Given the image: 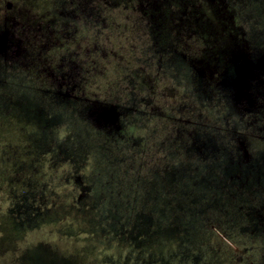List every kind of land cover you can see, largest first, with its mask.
I'll list each match as a JSON object with an SVG mask.
<instances>
[{
    "label": "rangeland",
    "instance_id": "obj_1",
    "mask_svg": "<svg viewBox=\"0 0 264 264\" xmlns=\"http://www.w3.org/2000/svg\"><path fill=\"white\" fill-rule=\"evenodd\" d=\"M5 1L14 9L6 13L0 0V40L8 46L12 42L19 56L6 61L0 53V264H264V150L250 142L251 136H237L258 133L261 123L253 127L233 112H240L236 106L247 107V102L238 105L237 98L249 90H238L230 77L211 71H201L198 77L194 71H169L177 80L184 74L182 82L190 84L180 100L182 92L174 80H158L156 71H138L150 81L152 93L126 90V83L103 92L116 73L101 65L106 71H78L81 57L75 53L81 49L68 45L67 38L80 17L102 26L105 9L98 10L99 2ZM224 3L228 1L216 0L213 7L214 21L223 26L231 19L259 18L239 8L231 18ZM6 15L11 23L3 19ZM262 25L260 34H252L260 40L250 39L243 51L256 78L262 76L258 61L264 66ZM142 31L139 27L130 36L121 31L123 39L133 40L125 46L135 45ZM18 40L25 42L20 45L25 51L17 48ZM55 49L62 59L53 56ZM66 51L69 55L64 56ZM175 57L174 64L182 67L183 59ZM124 75V80L132 78L128 71ZM83 85H89L85 98L96 95L99 103L73 98L84 97ZM257 99L256 109L263 111L259 105L264 102ZM142 100L162 117L170 113L190 123L167 126L156 118L146 123L153 136H146L144 127L136 131L123 144L138 140L135 147L145 148L146 142L152 158L140 168L135 148H130L133 156L130 149L110 152L89 130L106 116L114 122L107 130L115 133L114 126L121 125L125 129L142 111ZM224 103L232 111L225 121L220 110L215 112ZM192 132L195 141L188 139ZM141 150L140 158H147ZM169 150L181 151V162L163 175L145 178ZM106 242L123 246L120 253L110 252L112 261L103 250Z\"/></svg>",
    "mask_w": 264,
    "mask_h": 264
},
{
    "label": "flooded vegetation",
    "instance_id": "obj_2",
    "mask_svg": "<svg viewBox=\"0 0 264 264\" xmlns=\"http://www.w3.org/2000/svg\"><path fill=\"white\" fill-rule=\"evenodd\" d=\"M227 1L228 4L224 3V6H227L225 7V12H228L231 18L234 16L233 12L235 13L237 11L236 8H239V11L246 12L248 15L249 13H255L257 17H259L258 19L256 18L258 21L231 19L227 22L228 25L223 26V24L218 23L217 20L214 21L215 15L213 13V7L216 0H96V2H99L98 10L102 7V10L105 9L103 12L104 17L102 15L100 20L102 26L97 25V21L91 20V18L80 17L79 25L75 26L76 29L74 28V30L69 33L70 35L68 34L67 36L70 40L68 45L70 43H75V48L81 49V52L75 53L76 57H81L79 61L80 66L77 67L79 69L78 71H85L86 73L89 71H106L105 69H99L101 65L107 67V71H114L116 73L115 78L109 85H103V92H105L106 88L109 89V87H111L113 91V88H118L121 83H126L127 85L125 86L122 84L124 88L126 87V90L130 91V89H132L136 91V93L146 90L152 93L150 90L152 88V85L149 84L150 81L147 82V79H144V75L139 74L138 71H156V78L159 76L160 78L168 77L174 80V83L178 86L180 92H182V95L179 96L180 100L186 98L184 88L190 84H188L187 81V84L182 82L185 78L184 74L177 80L173 74L170 75L168 73L169 71H178V73H180V71H194L193 73L197 77L201 75V71H204V74L206 71H211V73L216 74L218 77H230L234 82H243V78H248L245 89L249 91L245 93L242 99L237 98L238 105L243 102L241 105L244 106V103L247 102L245 104L247 107L236 106V110L240 112H233L244 117L249 125L253 126L255 123H261V126L258 125V133L253 132V135L249 134L245 135V137L243 134L238 133L237 136H239L240 139L251 136L250 142L254 140L257 142V147L264 150V105H259L263 111L259 112L256 109L257 98H261L264 102V66L262 61L259 60L256 69L262 73H260L262 76L256 78L254 74L256 70L243 58V51L247 48V44L250 43V39L254 38L260 40L258 35L254 37L252 34L256 32L260 34V30L263 27L262 23H264V20H261L260 17L264 19V0ZM2 2L6 13H10V11L14 9L13 4L5 0H2ZM226 8L228 9L226 10ZM90 9L93 10L94 6H91ZM197 12L200 13V19L197 17ZM202 12H209L210 14L208 15ZM212 16L214 17L213 20L212 18L208 19ZM117 17L118 19H116ZM3 19L8 21V23L12 21V17L9 15H6ZM185 22H193L194 26L185 25ZM103 24L105 26H103ZM14 26L15 24L12 26L10 25L11 28ZM139 27L143 29L142 36L140 35L138 38L139 40H137L138 42L134 40L135 45L132 44V46L128 45L126 47L125 44L127 42L132 43L133 40L129 39L130 41H128V39H123L121 31L130 36L129 32L134 30L136 32ZM192 27L195 28V30H192ZM171 30L174 31V36H171ZM87 32L89 35H87ZM257 40L254 42H258ZM18 43L17 48L25 51V48L20 46L25 42L18 40ZM0 44H3L0 53H2L1 55L4 60L10 61L11 58H18L19 53L17 51H12V42L8 46L6 45V41L2 39L0 40ZM158 45H160V47L155 49ZM52 54L56 59L60 57V59H62V55L57 49L52 50ZM160 54L161 56L159 57ZM67 55H69V52L66 51L64 56ZM175 56L183 59L182 67H180L179 63L174 64L173 61L176 58ZM91 57L96 60H91ZM89 58L90 62L88 60ZM169 58H172V61H170ZM114 59H118V62H115ZM70 62L74 64L73 61ZM92 64H94V66H91ZM20 65L22 66V64ZM137 65L143 66L137 67ZM174 65H176V67H174ZM26 66L25 64L23 68L25 69ZM51 71L62 70L51 69ZM126 71L130 74L132 73V78L129 80H124V76L126 75H124V73ZM94 78L103 79V76H95ZM88 86L83 85L82 96L85 95L84 89L88 88ZM260 89L263 90L260 92ZM162 90L164 91L165 88ZM169 95L171 96L170 93ZM80 97L73 96V98L80 101L84 100L86 102L99 103V100L95 99L97 97L96 95H93V98H85V96L82 98ZM147 97L149 98L148 95ZM141 102H144V100ZM144 103L145 104H140L142 105L140 107L143 109L141 112L137 111L136 120H131L127 125H124V127L126 126L125 129L123 125L114 126L115 133H113L107 130V128H110L114 124L113 119L106 118V116L103 120L99 121L98 125H95V128L89 130L91 133L99 136L95 141H102L109 147L117 145L120 148L116 149V151L121 152L128 147L123 143L127 142L128 139L130 140V138L132 139L133 134L141 128H146V136H153L155 131L148 127L146 123H151L152 120L156 118L167 126L174 124V122L190 123V121L176 120L170 113L162 117L161 114L159 115L158 112H155L156 110L154 107L147 106L148 100ZM219 106L220 109H216L215 112L219 113L218 110H220L221 112L219 114H221V120L223 119L225 121L226 116H230L229 112L232 113V111H230L231 106L225 103ZM179 107L185 108V105L180 104ZM148 108L150 111H147ZM226 113H228V115H226ZM142 120L143 122L138 124V122ZM256 124L253 127H255ZM133 127H135V130H133ZM90 132H88V134ZM225 133L226 136L231 137L230 133ZM255 134H258V136H254ZM195 135L196 134L193 132L188 133V139L195 141ZM126 136H128V138H125ZM123 138L124 141H122ZM182 156L183 153L181 151H167L162 157L163 163L165 162L162 164V166H164L163 173L165 174L168 171L167 168L171 165L173 166V163L181 162L179 158Z\"/></svg>",
    "mask_w": 264,
    "mask_h": 264
},
{
    "label": "trees",
    "instance_id": "obj_3",
    "mask_svg": "<svg viewBox=\"0 0 264 264\" xmlns=\"http://www.w3.org/2000/svg\"><path fill=\"white\" fill-rule=\"evenodd\" d=\"M144 140H145V139H144ZM138 142H139V141L136 140L135 143H134L133 145H129L127 148H125V150L128 151L130 148H131V149L135 148L134 153H135V155H137L138 158L141 160V162H140V160H139L137 166H139L140 168H142V166H144V165H145V167H146V163H147L148 161L151 160V158H152L151 156H152V155H150L151 152H149V150L146 148V145H145L146 142H145L144 145H143V146H145V148L142 147L141 144H140V147H135V146L138 145ZM104 144H105V143H104ZM114 146H115V145H114ZM114 146L109 147L107 144H105V148H106V149L110 150V151L113 152V153L115 152L116 154L119 153V152H117L116 149H115V147H116L117 145H116L115 147H114ZM132 146H133V147H132ZM131 149H130V153H131L130 155L133 156L134 154H133V152H131V151H132ZM141 149L144 150L143 153H145V150H146V153H145L144 155L146 156V155L148 154L147 158H145V157H143V159L140 158V156H141V154H142V153H140V151H142ZM154 149H155V151H154V153H155L156 150H157L158 148H156V147L154 146ZM125 150H122L120 153L124 152ZM131 156H129L128 158H129L130 160H132V162H133V157H132V159H131ZM162 156H163V155H162ZM129 159H128V160H129ZM160 161H161V160H160ZM162 163H163V161H161V163H157L155 167H158V166H159L158 169H156V170H155L154 172H152V173H149V172L151 171V170H150V171L148 172L147 176H144V177H145V178H149V179L151 180V179H153V178L156 176L155 174H157V175H163V174H164V173H163L164 166H162ZM163 164H164V163H163ZM97 241H98V240H97ZM100 242H102V241H100ZM146 242H147V241H146ZM148 244L150 245L151 242L148 243ZM116 245H120V246H119L118 248H117V247L115 248ZM104 246H105V247H104L105 249H103V250H104V253H107V252L109 253V254H108V257H109L108 260H109V261L114 260V258H113L112 256H110V254H111L110 252H112V253H113V252H114V253H115V252L120 253V252L122 251V247H123L122 244H118L117 242H106ZM125 250H126V249H125Z\"/></svg>",
    "mask_w": 264,
    "mask_h": 264
},
{
    "label": "water",
    "instance_id": "obj_4",
    "mask_svg": "<svg viewBox=\"0 0 264 264\" xmlns=\"http://www.w3.org/2000/svg\"><path fill=\"white\" fill-rule=\"evenodd\" d=\"M242 80H243V82L236 81V85L238 87V90H242V89H245L246 88L248 78L247 79L246 78H243Z\"/></svg>",
    "mask_w": 264,
    "mask_h": 264
}]
</instances>
